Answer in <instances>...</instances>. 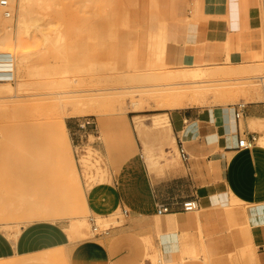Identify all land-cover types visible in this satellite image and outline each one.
Segmentation results:
<instances>
[{
  "label": "rangeland",
  "instance_id": "obj_1",
  "mask_svg": "<svg viewBox=\"0 0 264 264\" xmlns=\"http://www.w3.org/2000/svg\"><path fill=\"white\" fill-rule=\"evenodd\" d=\"M81 1L59 0L60 6L49 11L40 10L32 5L31 2V9L33 11L44 15V19L57 20L58 22L55 25H58L59 28L55 25L47 26L46 28L40 25L38 30L29 28L30 33H34L37 37L36 39H27L24 43L23 50L27 53V65H24L19 72L20 80L26 82L25 87L27 88L25 89L24 87V91L18 94L15 88V81L11 80L13 92L1 95L14 96L18 94L19 97L6 98L4 101L27 100L29 102H36L40 99H45V102L51 98L57 101V98L69 96L70 94L68 93L70 91H81V89L87 90L88 88H113L114 90L103 93H117L119 91L125 93V95L118 97V99L111 101L109 104L102 105L103 107L101 106L102 108H100V110L102 109V112L100 111L101 116L92 114L73 115L70 113L71 111L67 112V109H70L69 105L60 106L59 104L55 109L44 111L31 109L27 113L0 110V197L3 196L7 200L14 196H20L23 193L27 196L31 195L35 199L46 197L49 201L56 198L57 195L62 197V191L68 186V178L73 176L79 186L80 196L85 203L86 212L78 213L74 215V218L63 217L60 220L53 221L62 225L63 228L67 227L70 222L83 223V226H81L83 235L76 234L72 240V242L76 243L91 240L97 235L107 234L112 228L119 227L125 223L126 218L122 216L121 210L108 216L91 214L86 204V193L97 184L110 183L112 172H117L125 161L138 153L139 149L143 153L142 144L132 128V120L136 114L146 115L145 118L148 120L145 122V138L146 140L149 138L148 142L153 144V153L157 154V156L160 155V142L157 132L150 130L149 124L152 114L164 111L155 109L161 107L164 103L157 94V91L168 87L154 86L171 82L167 80L156 82L153 80V83L152 81L137 80L136 77L143 72L145 74L150 71L165 72L167 70L174 71L183 68L175 64L172 66L167 64V61L170 62V58L160 61V59L152 55L150 47L154 46L157 42L156 37L160 35L162 41H166L168 33L163 31V29L166 28L167 30L171 26H176L179 29V23L175 20L181 15L188 17L189 20L185 19V22L189 23V28L197 26L200 21L218 19L211 14L212 7L216 5L217 0H87L86 2L83 0V3ZM252 1L260 7L261 30H264V0ZM81 4H85V6L88 4V6L85 7ZM16 8L15 3L13 7L15 11H12L14 22L17 15ZM0 18L7 20L2 16ZM106 21L109 24L107 28L101 25L102 22ZM93 23H96L98 28V32L95 35L91 31ZM60 28L61 30L59 31ZM40 31L50 32L49 37L55 32V35L52 36L54 38L58 35L59 31L64 37L63 41H65V43L63 42L64 45L60 44L63 47L60 46L58 48L56 45L53 47L51 42L49 44L40 36ZM37 40L39 42H36ZM42 42L46 46L45 44L43 46ZM5 47H7V50L14 51L12 50V46L9 47L7 45ZM263 52L261 50V57L256 61L241 62L235 57L232 60V56L227 58L226 52L219 45L206 49L204 59L207 65L202 66L205 70L210 71L219 67L232 66L237 69V73L218 78H206V80L210 81H221L206 83L205 85L225 86L235 83L238 86L246 82L244 78L253 75L250 73L252 67L257 63L262 67L260 74L257 73L258 76L264 75ZM128 74H132V76ZM124 75H126L125 78ZM74 79L79 83H72L71 81ZM138 81L141 83H136ZM69 83L72 84L70 85ZM49 84L50 86H48ZM58 84L60 87H57ZM35 85L38 86L35 88ZM28 86L31 88H28ZM188 86L171 87L185 88ZM133 102L145 109L141 112H133L138 108L137 106V108L134 107ZM258 103L264 104V101L250 102L243 93L237 92L234 96L225 98L223 102H220L218 98L213 96L208 98L204 105H196V107L222 108L226 110L239 104L249 105ZM64 112L73 115L65 117V126L70 122L85 125L87 138L77 148L72 143L67 127L66 130H60L58 119L59 117H63V115H67ZM126 129H131L132 139L136 146V152L133 154L129 153L128 145H126L128 139L124 136L123 132ZM53 130L60 131L61 143H63L64 148L65 143L67 144V152H69L73 161V173L67 171L69 173L64 175L61 172L60 157L63 156H61L62 154H60L58 145L51 136V131ZM250 130L256 132L257 137L255 138L254 145L264 150V125L258 130L250 127ZM122 140L126 143V146H119V143H123ZM173 143L175 157L179 160L180 156L175 139ZM75 150L78 152V161L80 159L82 165L81 169L78 167L80 162L78 163L75 160ZM88 150L96 151L99 154L97 156L91 153V157L88 159L89 162L83 163L81 159L82 155L87 154ZM93 156L94 159H92ZM143 159L149 171L155 173V165L149 159H146V157H143ZM61 199L63 200L61 201L63 206L67 208V202L63 197ZM3 205L4 203L0 201V230L3 232H6V230L14 232L20 229L21 226L34 222L28 218L16 215H4L6 213L2 212ZM196 211L186 212L183 217H189V220ZM248 211L255 213L259 218L261 217L264 220V204H256L254 207H249ZM156 216L163 217L164 215L157 214ZM153 223H155V218L153 219ZM93 228H97V231H93ZM154 237L158 239V243L154 241ZM151 238L154 244L159 247L161 246L165 253L171 249L172 237L168 230L162 229L160 234H156L154 229V236L151 235ZM164 246L167 248L164 249ZM221 256L223 255L220 254V257L213 258V260H225L226 257ZM18 260V258H14L10 262ZM187 260L193 262L189 258ZM195 261H199V259ZM245 263L240 262L239 264Z\"/></svg>",
  "mask_w": 264,
  "mask_h": 264
},
{
  "label": "crops",
  "instance_id": "obj_2",
  "mask_svg": "<svg viewBox=\"0 0 264 264\" xmlns=\"http://www.w3.org/2000/svg\"><path fill=\"white\" fill-rule=\"evenodd\" d=\"M259 8L252 0H217L211 14L218 19L200 21L189 28L185 22L188 17L181 15L175 20L179 29H163L168 33L166 41L158 35L150 52L160 61L170 58L167 64L181 68L207 65L206 49L218 45L227 58L256 61L264 34ZM101 25L109 26L107 21ZM97 30L93 23L92 34ZM244 106L239 119L235 118V107L164 110L181 163L179 158L161 174L151 173L139 149L112 172L110 183L97 184L86 193V204L93 215L108 216L127 209L123 225L79 243L72 242L66 227L53 221L21 226L14 238L0 230V264H51L50 258L56 254L64 255V259L54 264H68V260L69 264H141V237L147 235L152 241L154 229L156 234L162 229L171 233L167 254L152 241L166 258H174L169 264H192L187 259L198 251L199 220L204 253L212 259L220 254L226 257L213 260L214 264H264V220L248 211L264 204V150L256 145L250 149L237 147L240 138L257 137L250 127H263L264 104ZM81 125L66 124L73 143H79L85 135ZM168 150L173 151V146ZM192 199L197 200L198 209L188 220L181 205ZM160 205H168L171 213L157 217ZM154 241L158 243L156 237ZM230 251L231 259L227 257ZM14 258L19 260L10 262Z\"/></svg>",
  "mask_w": 264,
  "mask_h": 264
},
{
  "label": "bare ground",
  "instance_id": "obj_3",
  "mask_svg": "<svg viewBox=\"0 0 264 264\" xmlns=\"http://www.w3.org/2000/svg\"><path fill=\"white\" fill-rule=\"evenodd\" d=\"M86 1L87 0H85L84 2ZM31 2H32V5H34L40 10L49 11L54 8L56 9L60 6V3H58L59 0H8V4L11 10V17L7 20H3L2 18H0V85H1L0 86V110L1 111L12 110V111L27 113V112H30L31 109L40 110V111L55 109L56 106L59 104L60 106L69 105L70 109H67V112L71 111L70 113H72L73 115L92 114V115L101 116L102 114L100 113V111L102 109L100 110V108L103 107L102 105L109 104L111 101L118 99V97H122L123 95H125V93L119 92V91L117 93H103L109 90H114L113 88L112 89L110 88L109 89H105V88L104 89H96V88L89 89L88 88L87 90L81 89L80 91L78 89L79 91H76V90L70 91L68 93L70 94L69 96L65 98L63 97L57 98V101L56 99L53 100L52 98L50 100H46L45 102H44L45 99L44 100L40 99L39 101H36V102H29L27 100L4 101L6 98L12 99L13 97H19L18 94L23 92L24 87L26 86V82H22L19 76V72L21 71L23 66L27 65V53L23 50V47L27 39L31 40V39H36L37 37V35H34V33L33 34L30 33L29 28H35L36 30H38L40 25H42L41 27L46 28L47 26H53L58 22L57 20H54V19L52 20L48 18L44 19L45 17L44 15H40L38 12L33 11L31 9ZM81 2L83 3V0ZM15 3L17 6L16 8L17 15L15 16V22H14L13 21L14 16L12 15V11H15V9L13 10ZM83 6H85V4ZM56 27L59 28L58 25ZM60 30L61 28L59 29V31ZM59 31L57 33L58 35H56L55 38L52 37L53 35H55V32L53 31H52L53 35L52 36L50 35V37H49L50 32L47 33L44 31L43 32L40 31V36L48 43L51 42L53 47L56 45L58 46V48H60L61 45H64L63 42L65 43V41H63L64 37L61 35ZM51 37L52 39H50ZM260 39H261L260 40V44H261L260 50H262L263 52L264 51V34L261 36ZM36 42H39V41L37 40ZM44 44L45 43H43L42 45L44 46ZM7 45L9 47L12 46L13 47L12 50L14 51L7 50L6 49L7 47H5ZM261 69L262 67L260 64L257 63L256 65H254L252 67L253 72L252 71L251 73L249 72L250 74H253V75H249L246 78H244L246 79L245 80L246 82L239 84L238 86L235 83L228 84L225 86L205 85L206 83L221 81V80H211L210 81V80H206V78H212V77L218 78V77L236 74L237 69L233 68L232 66L219 67L217 69H213L210 71L205 70L202 66H192V67H187L183 69H176L174 71L167 70L165 72H157V71L151 72L150 71L145 74L143 72L142 74L138 75L136 79L141 80V81H146V82L152 81L153 83L154 81L161 82V80L170 81L171 83L154 86V87H168L163 90L157 91V94L159 95V97L162 99L164 103L161 105V107H158L155 109L169 110L173 108H184L188 106H196V105L201 106L206 103V100L208 98L213 97V96L218 98L220 102H223L225 98L232 97L235 94H237V92L243 93L245 97L247 98V100H249L250 102H261L262 100L264 101V75L261 74L258 76V74H260L261 72ZM255 74H257V76H255ZM130 75L132 76V74ZM125 76L126 75H124V78ZM11 80L15 81V88L18 94L14 96H9V95L2 96L1 94H11L13 92L12 83L10 82ZM71 82L76 83L77 81L74 79ZM136 83H141V82L138 81ZM59 84L57 85V87L59 86ZM181 85H189V86L185 88L171 87V86H181ZM37 86L35 85V88ZM48 86H50V84ZM26 88L27 87H25V89ZM28 88H31V87L28 86ZM128 91H131V90H128ZM63 100H66V101H63ZM134 107H136L137 109H135L133 112H141L145 109L143 107L138 106L137 103H134ZM64 113L67 115H63V117H59L58 119V124L61 128L60 130H66V126L64 122L65 117L67 118V116L69 117L73 116V115H69L70 113H66V112ZM145 117L146 115L144 116V115L136 114L132 120L133 121L132 128L142 144L143 157H146V159H149L152 162V164L155 165L154 167L155 173L161 174L164 168L172 166L176 162V157L174 154V145H173L174 139H173L171 125L169 122L168 115L165 114V112H158V113L151 115L149 128L150 130H154L157 132V137L159 138V142H160L159 149L161 152H160V155L157 156V154L155 155V153H153V148H152L153 144L148 142L149 138L147 140L145 138V134H144L145 133L144 129L146 127L145 122L148 120ZM130 130L126 129L125 131H123L125 134L124 136L128 139V143L126 144L122 140L123 143L122 144L119 143L120 144L119 146L128 145L129 153L133 154L134 152H136V146H135V143L133 142L134 140L132 139ZM51 136L54 139V141L57 143L60 154H62L61 156H63V157H60L61 172L64 175H67L69 173L67 171H70V173H73L74 172L73 161H72V158L69 152H67V148H68L66 147L67 144L64 142L65 143V148H64L63 143H61L60 131L58 130L51 131ZM171 146H173V151L171 150L172 152L168 150L169 147ZM91 153L96 154L97 156L99 154L96 151L88 150L87 154L82 155L81 159L83 163L89 162L88 159L89 157H91L90 156ZM124 156L127 157L128 153H127V156L125 154ZM179 156H180V152H179ZM92 159H94V156ZM95 161L97 162V160ZM67 184L68 186L64 189V191H62V194H63L62 197L67 202V208L63 206V203L61 202L63 200L61 199L62 197H59L60 195L59 196L57 195L56 198L48 201L46 197H38L35 199V197L31 195L27 196L26 194L21 193L20 196H14L7 200H5L3 196L0 197L1 203L2 202L4 203L2 212L6 213L4 215H7V216L16 215L18 217L28 218L31 221H50V220L53 221V220H60L63 217L74 218L75 217L74 215L78 213H85L86 207H85L84 201L81 199L80 190H79L77 181L74 179L73 176H70V178H68ZM47 201H48V205H47ZM235 202H237V204H240L239 200H235ZM235 202L232 204L234 205ZM198 224H199V243L197 244L198 251L195 254H192L191 256H189V258L193 260L192 264H214L211 256L206 255L203 251L204 250V245H203L204 234L200 228V220ZM81 226H83V223H80V222L79 224L72 223V222L68 224V226L66 227V232L68 233L71 240H73L76 234H80L81 236L83 235V232L81 231ZM95 229L97 231V228ZM19 231L20 229H17L14 232H9V230H6L5 233L8 236L14 238L19 233ZM141 238L144 244V256H143L142 264H155L156 261H157L156 264H169V262L174 261V258H170V259L166 258L163 251L154 246L149 236L145 235V236H142ZM231 256L232 254L230 251L228 252L227 257L231 259ZM59 259L63 260L64 255H58V254L53 255L50 258V263L54 264L55 261ZM197 259H199V261H195Z\"/></svg>",
  "mask_w": 264,
  "mask_h": 264
},
{
  "label": "built area",
  "instance_id": "obj_4",
  "mask_svg": "<svg viewBox=\"0 0 264 264\" xmlns=\"http://www.w3.org/2000/svg\"><path fill=\"white\" fill-rule=\"evenodd\" d=\"M0 13L1 16L5 19H9L11 17V10L8 4V0H0ZM245 109V106L242 104L236 105L235 109H234V115L236 119L240 118V115L243 113V110ZM81 129L82 130H86L85 129V125H81ZM85 135H83V138L80 139L79 143H73V145L75 146V148L79 147L83 142L84 139L87 138V133L86 131H84ZM255 142V138L251 137L250 139H245V137H242L238 140V144L237 147L238 149H250L252 148V146L254 145ZM182 151V148H181ZM75 160L78 161V152L75 150ZM80 162V159L78 161V163ZM80 165L78 166L79 169L82 168L81 162L79 163ZM182 211L183 212H193L195 210L198 209V203L197 200L192 199V200H188L186 202H183L181 205ZM156 213L158 215H166V214H170L171 213V209L168 205H160L157 207ZM121 214L123 217L127 218L128 217V210L127 209H121ZM93 231H96L95 228H93Z\"/></svg>",
  "mask_w": 264,
  "mask_h": 264
}]
</instances>
